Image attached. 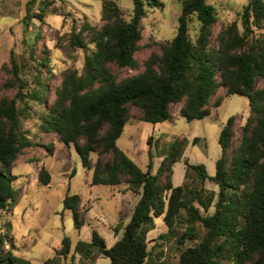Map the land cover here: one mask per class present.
Segmentation results:
<instances>
[{
	"label": "trees",
	"instance_id": "16d2710c",
	"mask_svg": "<svg viewBox=\"0 0 264 264\" xmlns=\"http://www.w3.org/2000/svg\"><path fill=\"white\" fill-rule=\"evenodd\" d=\"M180 5L173 38L160 44L159 54L153 53L143 62L141 72L118 80L111 67H139L135 54L142 40V20L150 10L162 9L164 3L132 0L126 19L117 0H100L102 24L92 26L84 18L67 38L71 50L83 52L82 68L62 71L49 105L45 99L49 59L36 61L37 73L29 80L21 76L11 55L9 65L3 66L8 77L1 89L12 90L14 95L0 98V211L17 202L13 188L16 177L11 174L15 161L25 150L37 146L38 134L51 133L60 144L74 147L83 168L91 174V187L125 183L139 197L122 236L111 247L92 233L91 244L110 264H148L151 251L138 231L153 226L154 218H161L168 227L167 234H172L181 211L187 223L199 224L204 234L195 245L180 250L176 263L155 264H264V87H256V81L264 79V0H250L237 19L221 25L216 34L218 17L208 0H181ZM194 19L198 28L192 39L189 26ZM26 20L24 17L25 27ZM221 87L224 94L216 97ZM231 95L247 98L249 105L239 144L233 146L235 117H230L218 136L222 154L214 175H207L202 165L186 162L202 183L208 180L218 187L212 205L195 206L198 197H186L185 188L172 183L173 166L181 157L185 138L171 143L155 173L151 172V155L146 170H142L117 146L132 108L141 113V122L154 126L170 121L171 107L177 104L179 116L188 121L202 120L211 108L221 105L223 97ZM33 120L37 121L35 135L25 125ZM45 149L52 155V147ZM105 156L111 159L104 161ZM37 181L44 186L50 183L44 166L38 169ZM79 202V195L67 194L63 200L77 228L84 222ZM186 236L195 239L183 233L178 245H184ZM7 238L0 236V264H29L11 249H4L11 244ZM61 244L57 255L65 257L69 240L64 238ZM77 250L85 256L90 254L81 242ZM44 264L57 263L47 260Z\"/></svg>",
	"mask_w": 264,
	"mask_h": 264
},
{
	"label": "rangeland",
	"instance_id": "374dc122",
	"mask_svg": "<svg viewBox=\"0 0 264 264\" xmlns=\"http://www.w3.org/2000/svg\"><path fill=\"white\" fill-rule=\"evenodd\" d=\"M161 1L164 7L150 10L142 20V40L135 54L139 67L135 70L111 67L118 80L141 72L143 62L151 54H159L160 44L175 35L181 0ZM249 1L208 0L218 17L214 34L221 25L236 20L237 14ZM117 4L128 19L132 0H117ZM24 17H27L26 27ZM84 18L92 26L99 27L102 24L100 0H0V98L14 95L12 90L1 89L8 77L3 66L9 65L11 55L19 65L21 76L29 80L37 73L36 61L46 57L49 59L50 73L45 74L48 77L45 99L49 105L54 99V89L60 83L62 71L68 68L80 71L82 68L83 52L71 50L67 38L72 28H78ZM189 27L190 36L194 39L198 28L195 19ZM256 87L263 88L264 79L257 80ZM223 94L224 89L221 87L216 97ZM179 107L180 104L171 107L173 116L170 121L155 126L141 122V113L132 108L131 118L117 146L142 170H146L151 155V172L155 173L163 156L170 151L171 143L176 138H185L181 157L173 166L172 183L175 187L183 186L186 197L196 195L198 198L195 206L199 203L212 205L216 202L218 187L208 180L202 183L198 175L186 166V162L204 166L207 175L213 176L215 163L222 154L218 142L220 130L230 117H235L233 146L239 144L241 126L249 115L248 100L238 95L223 97L221 105L211 108L208 116L193 121L179 116ZM35 122L33 120L25 124L34 135L37 134ZM37 143V146L25 150L12 167L11 174L16 177L13 188L17 191V202L11 208L0 211V236L7 235V244H12L4 249H11L17 257L29 264H44L47 260L57 264H110V260L100 255L98 248L91 244L92 233L96 232L105 240L106 246L111 247L122 236L139 197L129 193L125 183L115 187H91V174L83 168L74 147L60 144L56 135L38 134ZM47 145L52 147V155L47 153ZM95 158L92 157L93 162ZM103 159L109 161L111 157L105 156ZM41 166L50 173V183L46 186L37 181V172ZM67 194L80 196L78 208L84 222L78 228L71 211L63 204ZM200 211L204 214L202 207ZM212 212L213 207H210L208 213ZM152 225L150 228L143 226L138 231L140 236L144 235L148 249L152 251L148 264H155L157 260L176 263L180 250L195 245L204 234L199 224L187 223L184 211H181L172 234H167L168 227L161 218H154ZM183 233L191 234L195 239L186 236L184 245L180 246L177 239ZM64 238L70 243L65 257L57 255ZM79 242L84 243L89 250L88 256L80 250L76 251Z\"/></svg>",
	"mask_w": 264,
	"mask_h": 264
},
{
	"label": "crops",
	"instance_id": "0c3cea01",
	"mask_svg": "<svg viewBox=\"0 0 264 264\" xmlns=\"http://www.w3.org/2000/svg\"><path fill=\"white\" fill-rule=\"evenodd\" d=\"M128 192L132 194L131 191L128 190ZM118 212H119V211H118ZM121 225H122V224H121ZM116 229H117V228H116ZM117 234H118V233H117ZM150 251H151V250H150ZM151 253H152V251H151ZM155 256H156V254H155ZM162 261H163V260H157L155 263H159V262H162Z\"/></svg>",
	"mask_w": 264,
	"mask_h": 264
}]
</instances>
